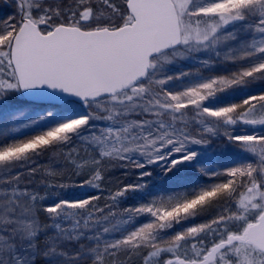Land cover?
Segmentation results:
<instances>
[{"label": "snow or ice", "instance_id": "snow-or-ice-1", "mask_svg": "<svg viewBox=\"0 0 264 264\" xmlns=\"http://www.w3.org/2000/svg\"><path fill=\"white\" fill-rule=\"evenodd\" d=\"M0 4L15 9L0 17V121L13 124L0 129V264H125L121 257L133 254L142 264H264V91L247 92L264 83V0ZM193 60L226 74L171 71ZM192 76L180 90L170 87ZM230 91L246 94L209 106ZM16 99L43 111L16 124L26 114ZM33 126L35 134L9 139ZM78 146L88 154L84 164L73 158ZM213 148L235 149L238 162L211 169L198 158ZM49 153L81 170L87 165L81 188L100 189L110 167L157 163L168 179L193 162L203 175L224 179L174 203L169 196L117 212L120 198L147 187L152 171H142L141 182L110 193L104 207L90 195L41 209L47 197L28 185ZM51 174L40 177L44 187L71 186L51 185ZM208 209L215 215L196 222ZM40 211L50 223L40 222ZM141 216L151 219L120 227ZM69 243L75 252L65 250Z\"/></svg>", "mask_w": 264, "mask_h": 264}, {"label": "rangeland", "instance_id": "rangeland-1", "mask_svg": "<svg viewBox=\"0 0 264 264\" xmlns=\"http://www.w3.org/2000/svg\"><path fill=\"white\" fill-rule=\"evenodd\" d=\"M15 9L13 7H8L4 4H0V17L13 14ZM171 71L178 73L180 71H190L196 73L197 71L203 73L204 76L208 75H224L226 74L223 68H218L209 72L208 69L201 68L195 60L193 61H182L178 64L171 66ZM195 79V76L186 77L184 80L175 81L170 87L173 90H180L183 86L187 85L189 82ZM252 94H256L260 91H264V83H257L252 88L248 89ZM233 92H228L230 94ZM246 93H239L238 95L231 96L230 98L222 97L220 102L210 104L209 106L217 107L222 106L227 103L236 102L239 100L240 95ZM16 107L22 108L25 111V116L21 120L16 121V124L27 122L29 119L36 118V113L43 111V108L32 107L29 102H26L23 99H16L12 102ZM5 107V106H0ZM12 122L0 121V129L4 127H12ZM43 126V125H41ZM37 126L31 128H22L19 132L10 133L9 139L14 138H24L28 135L35 134ZM5 139L0 136V140ZM193 150L201 151L199 146H193ZM78 151H80L79 158L73 157L76 159L78 164H84L85 158L88 154L83 152L78 146ZM91 155H95L92 153ZM99 158V157H97ZM201 163L208 162L211 165V169L217 171H223L224 169L233 166L234 163L238 162L239 154L235 149L226 148L222 152L213 150L207 152H201V156L198 158ZM38 167V175L36 177V182L34 185H28V187H34L41 195L46 196V199H43L38 207L41 209L46 205H51L58 201L59 199H80L90 195H99L101 198L98 201V204L101 207H104L106 203H112L109 199V194L114 193V191L123 187L124 185L130 183H139V173L142 171H152V175L149 177H144V182L147 183V187L141 190L140 192L129 193L127 198H120L118 201V207L116 208L117 212L122 213L123 209L128 206L139 205L141 203L149 202L153 199H164L167 200L169 196L172 197L171 202H175L176 199L182 198L184 195H191L194 189L198 190L200 185H205L213 182H220L224 179L223 176L212 178L209 175H203L202 173L196 170L193 164H184L181 165L176 170V177L172 179L165 178L161 173V166L159 163L153 164L145 169H137L134 167L121 168V167H110L108 169L107 179L101 184L100 189L93 187H79V182L88 176L87 165L83 170L78 169L75 165H72L70 161H66L61 158L57 153H49L45 156L39 158L36 162ZM163 163V162H161ZM48 173V183L51 185L57 184H68L71 185L66 189H61L57 187L46 188L40 183V177ZM56 173H59L58 175ZM103 175V173H102ZM172 173H169V177H172ZM215 215V209H208L205 216L198 219L196 222H201L202 219ZM48 214L44 211L39 212V220L41 223H50L48 220ZM151 218L148 216H141L138 220L129 222L127 224L121 223L120 227L125 230H131V228L137 226L140 223L148 222ZM53 230L49 229L48 232L51 234ZM120 233H113V236H118ZM41 243H43L45 237L41 235ZM78 245L76 243H69L64 245L65 250L69 253L75 252ZM125 261V264H142L141 258L133 254L131 257H121ZM39 264H44V261L41 259Z\"/></svg>", "mask_w": 264, "mask_h": 264}, {"label": "bare ground", "instance_id": "bare-ground-1", "mask_svg": "<svg viewBox=\"0 0 264 264\" xmlns=\"http://www.w3.org/2000/svg\"><path fill=\"white\" fill-rule=\"evenodd\" d=\"M247 92H249L248 90H247ZM239 93H230V94H227V93H224V94H221L220 95V97H219V99L217 100V101H215V102H210V104H213V103H216V102H220V99L222 98V97H227V98H230L231 96H235V95H238Z\"/></svg>", "mask_w": 264, "mask_h": 264}, {"label": "trees", "instance_id": "trees-1", "mask_svg": "<svg viewBox=\"0 0 264 264\" xmlns=\"http://www.w3.org/2000/svg\"><path fill=\"white\" fill-rule=\"evenodd\" d=\"M171 254H168V256H170ZM167 258V257H166Z\"/></svg>", "mask_w": 264, "mask_h": 264}]
</instances>
